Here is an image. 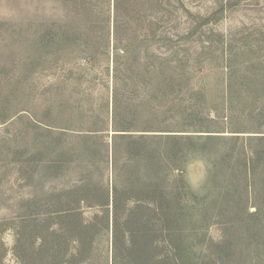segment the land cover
I'll list each match as a JSON object with an SVG mask.
<instances>
[{"label": "rangeland", "instance_id": "1", "mask_svg": "<svg viewBox=\"0 0 264 264\" xmlns=\"http://www.w3.org/2000/svg\"><path fill=\"white\" fill-rule=\"evenodd\" d=\"M118 6L0 0V264H264V0Z\"/></svg>", "mask_w": 264, "mask_h": 264}, {"label": "trees", "instance_id": "2", "mask_svg": "<svg viewBox=\"0 0 264 264\" xmlns=\"http://www.w3.org/2000/svg\"><path fill=\"white\" fill-rule=\"evenodd\" d=\"M115 1V7H114V19H115V22H117L116 24V28H115V31L117 29V25H118V18H120V11H119V6H118V0H114ZM126 52L124 51L122 54L123 55H118L120 58H124V54ZM120 69V64H118V62L116 63L113 62V81L116 82V80H118V75L117 74H120L121 71L119 70ZM115 92H117V83H116V86L114 87V90H113V112L115 110V115L113 117V122H112V126H113V129H118V126H117V114H116V108H117V102H116V98H115ZM121 128V127H120ZM83 131H87L88 130H83ZM112 264H118V261H117V254L114 253L113 254V261H112Z\"/></svg>", "mask_w": 264, "mask_h": 264}, {"label": "clouds", "instance_id": "3", "mask_svg": "<svg viewBox=\"0 0 264 264\" xmlns=\"http://www.w3.org/2000/svg\"><path fill=\"white\" fill-rule=\"evenodd\" d=\"M193 160H198V158L197 157H193L192 158ZM189 167H191L192 166V163H191V161H190V163H189V165H188Z\"/></svg>", "mask_w": 264, "mask_h": 264}]
</instances>
